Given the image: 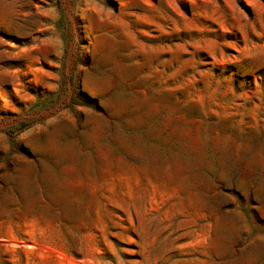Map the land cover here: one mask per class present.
I'll return each instance as SVG.
<instances>
[{
	"label": "rangeland",
	"instance_id": "obj_1",
	"mask_svg": "<svg viewBox=\"0 0 264 264\" xmlns=\"http://www.w3.org/2000/svg\"><path fill=\"white\" fill-rule=\"evenodd\" d=\"M0 264H264V0H0Z\"/></svg>",
	"mask_w": 264,
	"mask_h": 264
}]
</instances>
